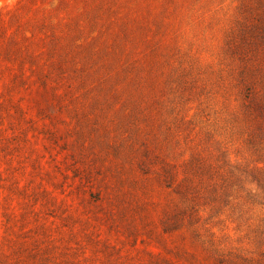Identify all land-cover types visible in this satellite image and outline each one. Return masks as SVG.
<instances>
[{
  "label": "rangeland",
  "instance_id": "1",
  "mask_svg": "<svg viewBox=\"0 0 264 264\" xmlns=\"http://www.w3.org/2000/svg\"><path fill=\"white\" fill-rule=\"evenodd\" d=\"M0 264H264V0H0Z\"/></svg>",
  "mask_w": 264,
  "mask_h": 264
},
{
  "label": "trees",
  "instance_id": "2",
  "mask_svg": "<svg viewBox=\"0 0 264 264\" xmlns=\"http://www.w3.org/2000/svg\"><path fill=\"white\" fill-rule=\"evenodd\" d=\"M261 176L263 177V175H261ZM250 177H252L253 180H256V183L259 184V182H260L259 179L261 178L260 176L254 174L253 171H251ZM215 197H217V198H212V199H218V196H215Z\"/></svg>",
  "mask_w": 264,
  "mask_h": 264
}]
</instances>
